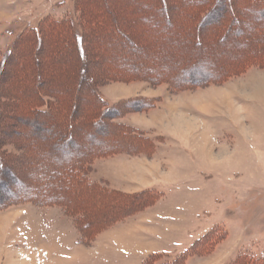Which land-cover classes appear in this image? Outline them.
Listing matches in <instances>:
<instances>
[{"label": "rangeland", "instance_id": "rangeland-1", "mask_svg": "<svg viewBox=\"0 0 264 264\" xmlns=\"http://www.w3.org/2000/svg\"><path fill=\"white\" fill-rule=\"evenodd\" d=\"M216 3L0 0V201L44 188L42 156L109 144L93 88L141 145L93 159L94 193L65 175L75 211L0 209V264H264V0Z\"/></svg>", "mask_w": 264, "mask_h": 264}, {"label": "trees", "instance_id": "trees-1", "mask_svg": "<svg viewBox=\"0 0 264 264\" xmlns=\"http://www.w3.org/2000/svg\"><path fill=\"white\" fill-rule=\"evenodd\" d=\"M204 1L206 0H203V2ZM219 2L220 0H217L216 5ZM65 23L66 22L58 23V25H60V28H59L60 30L61 28H63L62 27L63 25L68 26V23L66 24ZM71 27L72 26H68L69 35L72 37V39L75 42L74 43L75 48L78 50L80 58H83V61H85L86 63L87 60L85 58V54L82 49L83 43H84V34H79L78 31L73 27L72 29L74 31V34L71 33L70 31L72 30L69 29ZM31 32L32 33L28 35L30 36L35 35L34 38L37 39V42L38 41L40 43L43 42L44 40L42 36L43 33H41L40 30L38 32L36 30L31 31ZM58 33L61 34V32H58ZM74 35H76V37ZM9 54L12 57L14 55V51H10ZM1 59L2 58H0V69L3 70L4 69L3 65L8 62L9 58H3L2 60ZM171 78L176 79V76L171 77ZM71 97L72 96H67L68 102L70 101L69 99H71ZM90 97H92L93 99L90 102V105L92 108L87 111L85 116H86V120L87 119H90V120L93 119V120L90 122L87 121L89 123V126H86L88 127L87 131L89 130V132H91L92 130H94V127L96 128L99 127L100 129H103L105 131V133H103L104 134L103 137L107 140L109 144L107 146H103L102 149L100 150H95V149L90 150L88 154L86 153L81 154L77 151L76 153L73 152V156H77V157L79 156L80 159L74 162L72 161L71 156H69L70 158L68 159H71V160L68 166H67L68 162L65 161V159H63V158H67L66 156H64V154L60 156H49V155L42 156L41 165L38 168H35V170L32 169L29 173L31 174L30 180L34 181L37 179V183L40 182V184H42V187L44 188L39 189V191L36 192L33 190L34 187L32 185L27 184L23 186L21 190L19 191L14 192L11 190L9 192L10 193L9 196L5 198L2 202L0 201V209L7 208L10 205L33 204L39 207L58 205L62 207L66 212H70V210L72 211V209L73 211H75V209L78 208L79 204L76 203L77 200L75 199V194L71 193V191L74 189V186H73L74 184L76 187H80L84 193L87 192V190H89L92 193H94L96 190H99L98 188H96L94 183H92L88 179L89 170L92 168L93 161H94L93 159L96 156L98 155L108 156L114 153L115 151L134 153L140 150L141 145L138 142L139 135L136 136L135 134H131L132 131L127 126L114 123V121L122 115V113L120 112V107L123 104L117 103V104L111 105V103L107 101L106 99H104L100 95V93H98L97 90L94 88L90 91ZM61 100H64V99H61ZM40 101H42V103L48 104L49 107L50 105L55 106L56 104L58 106H61L60 105L61 103L59 104V102L49 104V102L46 101V98L43 95L41 96ZM99 104H102L103 106L105 105L106 107L102 109L101 113L99 112L100 111ZM70 106L71 104L69 105V107ZM58 108L60 111L63 112L64 110L66 111V109H68V106L63 105V107H58ZM41 109L42 108H40V105L35 108V110L37 111V113H39L41 117H49V118L52 117V115L49 112L50 111L49 108L47 110H41ZM68 117L70 119L71 115H68V113H66V118ZM0 166H1L0 167L1 169L3 166L1 158H0ZM67 167L69 171L67 173H64V168H67ZM39 170H40V173H38ZM50 171H52L51 175H50ZM1 174L2 173H0V175ZM65 175H67V177L73 182V185H72L73 189L66 187V183H64ZM47 177L51 180L50 184L47 183ZM60 177L61 179L63 177L64 179L63 182L60 180ZM16 185L19 186L18 188L21 187V184L19 183H17ZM101 190L102 191L100 193H106V190L104 188H101ZM79 231H81V229H79ZM83 239L84 237L82 236L81 240Z\"/></svg>", "mask_w": 264, "mask_h": 264}, {"label": "bare ground", "instance_id": "bare-ground-1", "mask_svg": "<svg viewBox=\"0 0 264 264\" xmlns=\"http://www.w3.org/2000/svg\"><path fill=\"white\" fill-rule=\"evenodd\" d=\"M184 117V116H183ZM191 121V120H190ZM186 124V123H185ZM188 124V123H187ZM185 128V127H184Z\"/></svg>", "mask_w": 264, "mask_h": 264}]
</instances>
